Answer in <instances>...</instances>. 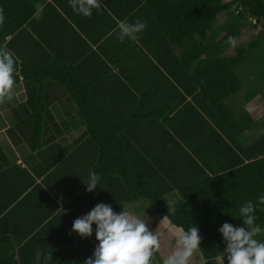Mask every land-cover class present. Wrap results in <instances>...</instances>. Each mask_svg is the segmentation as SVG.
Returning a JSON list of instances; mask_svg holds the SVG:
<instances>
[{
    "label": "crops",
    "instance_id": "crops-1",
    "mask_svg": "<svg viewBox=\"0 0 264 264\" xmlns=\"http://www.w3.org/2000/svg\"><path fill=\"white\" fill-rule=\"evenodd\" d=\"M60 3L63 18L49 9L40 16V88L19 75L13 99L0 104V212H15L0 225V238L23 239V212H62L40 223V264H84L98 241L72 231L75 219L98 203L139 216L140 201L146 199L128 191L125 173L131 171L133 189L141 188L134 176L142 178L150 194L173 186L163 200L174 202L180 198L174 195H179L176 186L195 178L193 152L216 168L220 148H210L219 146L217 141L201 138L193 116L178 117L191 99L154 58L127 38L121 43L118 30L104 34L103 14L102 20L87 19L73 11L69 0ZM261 96L244 104L255 123L236 138L243 146L264 134ZM88 119L95 122L99 141L90 137ZM34 120L40 123V136L32 151L28 140ZM95 171L103 179L88 192L86 183ZM150 212H155L151 204ZM151 222L157 224L152 232L164 228V240L175 246L180 228L160 215ZM92 228L95 236L96 225ZM49 253L52 259L46 260Z\"/></svg>",
    "mask_w": 264,
    "mask_h": 264
},
{
    "label": "trees",
    "instance_id": "trees-1",
    "mask_svg": "<svg viewBox=\"0 0 264 264\" xmlns=\"http://www.w3.org/2000/svg\"><path fill=\"white\" fill-rule=\"evenodd\" d=\"M60 1L0 0L5 17L0 25V48L14 55L16 83L20 75L40 88V18H35L36 5H43V9L63 18L57 11H65ZM100 3V9H93L91 19L102 20L100 14H103L107 21L104 34L118 30L121 20L146 23L145 30L133 41V47L145 50L189 95L191 101L185 103L178 117L193 116L201 138L217 141L219 146L210 148H220L216 154L220 166L216 168L199 152H193L192 161L198 168L195 178L176 186L180 198L173 203L163 200L173 186L158 187L150 194L151 188H147L142 178L134 176L141 188L133 189L129 182L131 171L124 174L128 191L148 200L154 215L166 217L172 225L185 231L197 227L202 237L200 244L209 249L202 264H221L222 255L227 264L226 243L219 228L225 222L243 226L240 207L248 201L258 204V198L264 195V134L258 135L251 145L243 146L236 141L255 123L243 108L244 104L258 95L264 96V0H100ZM224 13L226 19L218 24V16ZM247 26L255 29V33L247 44L237 45L242 29ZM229 36L237 39L234 47L228 43ZM20 43L24 44L22 48L17 47ZM237 106L241 108L235 111ZM94 124L88 119L87 130L90 137L99 141L93 132ZM31 132L28 142L35 151L40 136L38 121L32 122ZM47 171L45 168L40 175ZM98 176L99 180L103 179L101 172ZM167 206L175 211L168 213ZM14 213L0 212V225ZM61 213L23 212L20 218L23 239L0 238V264H37L40 223H48ZM254 214L255 223L264 229V205H258ZM256 239L264 242V232ZM160 258L162 254L157 251L152 263Z\"/></svg>",
    "mask_w": 264,
    "mask_h": 264
},
{
    "label": "clouds",
    "instance_id": "clouds-1",
    "mask_svg": "<svg viewBox=\"0 0 264 264\" xmlns=\"http://www.w3.org/2000/svg\"><path fill=\"white\" fill-rule=\"evenodd\" d=\"M73 11L85 17H91L93 9H100V0H69ZM43 5H36L35 18L39 19ZM3 9H0V25L4 23ZM147 27L146 23L137 20L129 23L121 20L118 25V39L122 43L127 38L135 41L138 34ZM228 43L233 47L237 43L236 37L229 36ZM16 61L14 55L6 48H0V104L13 99V90L16 84ZM100 177L91 173L86 183V191L92 192L97 188ZM258 205H264V195L258 198V204L246 202L239 209L243 226H233L223 223L219 228L223 240L226 243L224 253L227 264H264V242L256 237L264 232L255 223V211ZM168 213L175 209L167 206ZM95 224V237L98 245L93 256L86 259L84 264H152L154 254L159 251L161 245L158 234L148 229L146 218L141 219L133 213L123 210L116 213L111 205L105 203L96 204L90 212L75 219L72 231L79 236L90 237L93 233L92 225ZM202 237L197 227L192 226L187 231L180 228L175 235V248L163 260V264H190L194 254L200 249ZM46 260L52 259V253L45 255ZM225 256H221V264H224ZM35 260L39 264L41 252L37 250Z\"/></svg>",
    "mask_w": 264,
    "mask_h": 264
},
{
    "label": "rangeland",
    "instance_id": "rangeland-1",
    "mask_svg": "<svg viewBox=\"0 0 264 264\" xmlns=\"http://www.w3.org/2000/svg\"><path fill=\"white\" fill-rule=\"evenodd\" d=\"M226 1H230V0H226ZM226 17H227V15L225 13L224 14H220L218 16V18H217L218 24H221L226 19ZM254 33H255V29H253L250 26H247L244 29H242V37H241V40L239 41V43L237 45L247 44ZM174 195H175V197H178V198L180 197V195H178V193H175ZM140 203H141L140 210H139V212H137V214L139 215V217L141 219L146 218V224H147V227H148V229L150 231H153L155 228L157 229V224L151 222L153 220V217H156V215H154V212H150V203H149V201L148 200L146 201V200L142 199L140 201ZM169 203H173V200H170ZM158 229H160V225L158 226ZM163 230H165V229L163 228ZM163 230L161 232L160 231L157 232V234L160 233L161 236H162L161 237L162 239L160 240V242H162V244H161L162 247L161 248H162V256H163L162 258H160L159 260L156 261V263H158V264H163V260L175 248V246L171 247V243L172 242L170 243L169 240H166V241L164 240V238L166 236H164L165 235L164 234L165 231H163ZM173 242H174V240H173ZM199 246H200V249L194 254V256L192 258L193 259L192 264H196L198 262H199L198 264L203 263L204 262V254L209 252L208 247H206V246H204L202 244H200ZM166 248L170 249L171 251L170 250L168 251ZM152 264H154V263H152Z\"/></svg>",
    "mask_w": 264,
    "mask_h": 264
}]
</instances>
